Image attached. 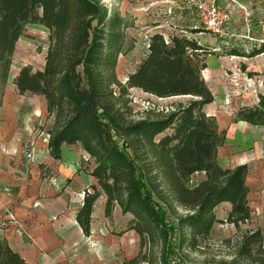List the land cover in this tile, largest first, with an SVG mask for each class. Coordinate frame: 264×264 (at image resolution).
<instances>
[{
  "label": "trees",
  "instance_id": "16d2710c",
  "mask_svg": "<svg viewBox=\"0 0 264 264\" xmlns=\"http://www.w3.org/2000/svg\"><path fill=\"white\" fill-rule=\"evenodd\" d=\"M121 18L110 16L99 0H0V79L5 80L15 44L27 23L48 28V48L42 70L26 65L19 69L14 84L20 94L41 95L49 115L48 149L52 157H61L63 144H80L88 154L81 160L87 174L95 180L83 192L75 220L83 234H90L91 215L98 197L106 196L105 215L114 203L130 213L129 229L138 234L141 245L164 242L162 264L170 252L167 236L173 231L165 210L153 199L157 191L171 195L187 213L178 218L185 227L189 247L207 238L214 223L216 207L230 205L226 221L234 224L250 220L247 166L222 168L216 161L223 140L214 116L203 106L213 94L201 77L198 65L188 50L201 49L185 37L173 36L167 43L154 32L149 37L146 55L122 83L116 75L122 49ZM264 52V42L252 50ZM236 54V53H234ZM242 55L243 54H236ZM137 88L157 98L190 96L168 114L127 121L131 112L128 90ZM239 120L264 124V96L252 107L237 112ZM170 129V134L159 136ZM118 136L122 139L120 147ZM86 167L85 164H90ZM203 177L190 185L191 177ZM264 240L259 229L242 234L235 259L249 264L262 262ZM140 253V252H139ZM149 264H154L150 258ZM0 264H26L6 241L0 240ZM179 264V263H178Z\"/></svg>",
  "mask_w": 264,
  "mask_h": 264
},
{
  "label": "rangeland",
  "instance_id": "374dc122",
  "mask_svg": "<svg viewBox=\"0 0 264 264\" xmlns=\"http://www.w3.org/2000/svg\"><path fill=\"white\" fill-rule=\"evenodd\" d=\"M99 1L110 16L118 15L122 20V49L115 71L117 78L124 83L127 75L146 55L149 37L157 32L156 27L152 26L157 23L148 18V9L145 11L140 8L145 0ZM186 1H179L181 8L173 7L167 11L169 17L165 20H168L166 24L170 28L165 26L160 30L169 39L173 36L185 37L201 47L194 52L189 49L188 52L198 65L203 64L200 74L213 94V101L204 105L203 111L214 116L219 131H223L216 161L220 167L228 169L241 164L247 166L245 183L251 218L247 222L239 223L237 227L229 223L226 217L230 205L223 202L215 209V216L219 221L214 223L209 236L200 239L197 246L189 247L188 242L184 241L188 231L185 227H178V218L185 215L187 210L179 206L164 190L158 193L157 191L162 190L158 188L153 199L165 210L167 224L173 229L167 236V248L170 252L164 251V254L166 253L170 263L175 264H249L246 261H237L235 253L241 235L250 230L259 229L264 240V124L255 125L239 120L237 112L242 107L257 105L261 96H264V52L248 56L264 42V0H220L232 10L234 36L226 38L215 36L208 31L199 33L189 29L188 25L197 22V18L193 9L187 7ZM170 3L169 1L167 4ZM181 29L185 32H181ZM48 34V28L43 25L27 23L24 26L11 56L8 75L5 80L0 79V111L2 91L5 87L13 86L15 75L21 67L28 65L33 71L43 69ZM128 94L132 111H125L124 117L127 121L144 117L146 111L153 113L152 117L159 113L168 114L179 104L193 99L190 96L157 98L137 88H130ZM26 97L24 103H35L36 106H39L43 99L31 94ZM43 102L44 113H37L33 119L34 133L48 143L47 134L52 126L53 116L48 114L44 99ZM0 119L7 118L0 115ZM170 133L171 130L168 129L159 136ZM115 138L120 147L123 146V138ZM31 141L32 139H27L22 147H26ZM22 153L25 155L23 149ZM89 165L91 163L85 164L91 168ZM202 177L203 172L195 173L191 177L190 185H194ZM105 201L106 196L102 193L95 202L90 237L85 239L84 247H92L89 264H149L143 256H146L147 260H153L154 264H162L163 246L167 242L159 239L154 245H141L138 234L128 228L132 215L123 213L114 203L110 216H106ZM16 233L26 234V230L21 228ZM261 256L262 262L259 264H264V252Z\"/></svg>",
  "mask_w": 264,
  "mask_h": 264
},
{
  "label": "crops",
  "instance_id": "0c3cea01",
  "mask_svg": "<svg viewBox=\"0 0 264 264\" xmlns=\"http://www.w3.org/2000/svg\"><path fill=\"white\" fill-rule=\"evenodd\" d=\"M163 1L145 0L140 6L149 10L148 18L157 23L152 27L159 33L162 27L170 28L165 20L169 17L167 11L182 7V0H172L170 4ZM28 94L31 93L20 94L13 84L5 87L1 95L0 115L7 118L0 119L1 203L11 209L26 234L19 235L16 228L5 224L0 229V239L26 264H89L92 247L84 245L90 235L85 236L75 220L84 190L95 183L81 162L89 156L76 143L63 144L61 157H52L47 141L34 133L33 119L37 113H44V98L31 94L43 98L42 103H24ZM29 138L33 142L31 159L22 153V144Z\"/></svg>",
  "mask_w": 264,
  "mask_h": 264
},
{
  "label": "built area",
  "instance_id": "2783aa9c",
  "mask_svg": "<svg viewBox=\"0 0 264 264\" xmlns=\"http://www.w3.org/2000/svg\"><path fill=\"white\" fill-rule=\"evenodd\" d=\"M169 1L172 2V0H164L163 2L168 3ZM186 2L187 7L193 9L197 18V22L191 23V30L198 31L199 33L208 31L215 36L223 38L234 36L233 19L231 15L232 10L223 5L219 0H187ZM182 32L184 33V31ZM161 34L168 43L170 41L169 37L162 32ZM28 147H30V149H27ZM32 150L33 142L31 141L23 148V152L28 159L32 158ZM5 224L13 226L16 228L17 232L22 228L11 209L3 206L0 197V229H3Z\"/></svg>",
  "mask_w": 264,
  "mask_h": 264
}]
</instances>
